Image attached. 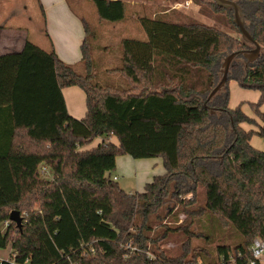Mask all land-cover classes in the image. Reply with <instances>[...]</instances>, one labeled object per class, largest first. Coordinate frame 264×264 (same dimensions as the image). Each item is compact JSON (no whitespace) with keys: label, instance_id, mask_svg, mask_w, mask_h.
Masks as SVG:
<instances>
[{"label":"trees","instance_id":"1","mask_svg":"<svg viewBox=\"0 0 264 264\" xmlns=\"http://www.w3.org/2000/svg\"><path fill=\"white\" fill-rule=\"evenodd\" d=\"M234 1L264 46V0ZM93 2L101 20H124L126 1ZM207 6L198 13L211 10L217 22L226 13L240 32L233 9L215 0ZM139 20L146 39L122 41L119 70L131 82L127 91L95 82L89 34L83 75L53 47L31 40L0 55V222L14 210L26 222L23 230L10 219L5 231L0 227V248L11 245L13 253L1 264H198L199 258L250 264L254 258L253 240L264 237V150L251 143L255 134L264 138V52L249 62L242 51L254 46L242 36L178 11ZM233 52L226 84L209 99ZM232 80L261 92L249 103L253 115L241 104L229 106ZM71 86L86 93L81 119L67 110L63 89ZM124 155L159 157L165 172L143 191H128L116 175ZM217 223L233 224L241 241L217 244L215 255L191 252L193 239L213 241ZM179 232L186 238L174 256L163 246ZM129 241L140 251L122 246Z\"/></svg>","mask_w":264,"mask_h":264},{"label":"rangeland","instance_id":"2","mask_svg":"<svg viewBox=\"0 0 264 264\" xmlns=\"http://www.w3.org/2000/svg\"><path fill=\"white\" fill-rule=\"evenodd\" d=\"M126 1L127 8L125 18L121 22L112 23L101 20L95 3L93 0H70L72 8L81 16L86 18L89 23L90 33L89 41L92 47V58L95 68V82L101 86L109 89H114L117 91H127L131 88L130 81L119 71L123 64V47L122 41L124 39H135V40H145L146 32L142 25L140 24L141 17H158L162 15V12L170 10L168 14H173V12H180L186 16L198 18L199 20L209 23L213 26L218 27L227 34L241 39V33L232 27L230 23V17L228 14L223 13L219 15L220 21L217 22L215 18L211 16V10H205L204 12L208 15H200L198 13L202 7L207 6L211 0H192L190 5H186V0H124ZM133 1V2H132ZM201 2V3H200ZM182 4L184 8H177L173 10L172 7ZM202 7L200 8V5ZM212 4V2H211ZM21 5H26L30 11L33 18L37 19L39 14V4L37 0H10L8 7L18 8ZM6 8V10L8 9ZM211 8L212 5H210ZM181 9V10H179ZM134 11H138L137 17ZM202 11V10H201ZM33 34L36 37L39 34L37 30H33ZM41 36V35H40ZM48 40H46V43ZM36 43V42H35ZM39 43V44H38ZM39 46H44V49L50 50V43L47 46L45 43L38 42ZM262 51L264 52V46L261 45ZM43 48V47H42ZM75 70L79 74H85V65L73 64ZM230 88V98L229 106L236 107L241 104L242 108L246 110L247 113L251 114L249 102H257L260 98L261 92L256 89H247L236 81L232 80L229 83ZM247 100V101H246ZM264 110V104H263ZM161 166L162 164L159 163ZM119 175V174H118ZM119 183L124 188H134L135 176H122L119 175ZM38 205V204H37ZM36 205V206H37ZM24 216H27L26 211L23 212ZM180 220L184 219V215L179 216ZM22 230L25 227L26 222L23 220ZM9 219H5L0 222V227L2 231H5L9 226ZM16 223H12L15 227ZM213 241H207L204 238L193 239L191 245V252L195 250L196 252L202 250H209L211 254H216V245L219 243L228 244L234 246L239 243L242 239L241 233L234 227L233 224L228 226H221L219 223L213 224ZM16 231H11V235H15ZM186 236L179 232L172 236L171 242L165 244L163 247L169 249L170 254L178 255L181 251V242L184 241ZM0 257L11 258L13 257L11 245L6 248H0ZM198 264H202V259H197ZM260 261L264 264V253L260 257Z\"/></svg>","mask_w":264,"mask_h":264},{"label":"crops","instance_id":"3","mask_svg":"<svg viewBox=\"0 0 264 264\" xmlns=\"http://www.w3.org/2000/svg\"><path fill=\"white\" fill-rule=\"evenodd\" d=\"M37 2L39 14L35 19L26 5L18 6V8L8 7L10 0H0V55L20 51L25 42L31 40L36 43H45L47 46L49 42L58 57L67 64L83 63L82 46L86 35L90 33L86 18L72 8L70 0H37ZM177 8H184V6L172 7V9ZM169 11L166 10L162 14ZM134 13L137 17L138 11ZM34 29L41 36L36 37L33 34ZM146 37L147 35L144 38ZM46 40H48L47 43ZM41 47L44 48V46ZM63 95L68 112L75 118H83L87 111L86 93L78 86H71L63 89ZM249 115H253L252 110ZM257 120L261 123L258 118ZM242 126L247 130H257V127L251 124L243 123ZM111 140L118 143L115 137ZM100 141L101 138H97L88 148L96 146ZM251 143L256 148L264 150V138L259 135L255 134ZM159 163L162 165L160 166ZM164 172L163 161L159 157L146 159H134L129 155L117 157L118 178L120 179L119 175L135 176L134 188H125L128 191H143L147 182L151 181L155 175ZM260 263L263 264L261 261Z\"/></svg>","mask_w":264,"mask_h":264},{"label":"water","instance_id":"4","mask_svg":"<svg viewBox=\"0 0 264 264\" xmlns=\"http://www.w3.org/2000/svg\"><path fill=\"white\" fill-rule=\"evenodd\" d=\"M217 5L221 8L225 9H233L234 13V23L239 27L242 39L253 45L254 47L251 49H246L242 51V54L247 58L249 62L255 61L260 55L262 51L261 45L254 39V37L250 34V32L247 30L245 26V17L243 10L239 6V4L234 0H215ZM237 55V52H233L229 54L223 62V70H222V77L220 81L217 83V85L212 89V91L209 94V99H211L219 90L222 89V87L226 84L228 80V74L229 69L231 66V62L234 59V57ZM211 112H214V109H210ZM9 219L16 223V226L19 229H22L23 225V216L20 214L19 211H12L10 213Z\"/></svg>","mask_w":264,"mask_h":264},{"label":"built area","instance_id":"5","mask_svg":"<svg viewBox=\"0 0 264 264\" xmlns=\"http://www.w3.org/2000/svg\"><path fill=\"white\" fill-rule=\"evenodd\" d=\"M186 5H190V1H186L185 2ZM177 5V6H181ZM43 170L46 171V169L43 167ZM115 179H117V177H114ZM122 246H126L127 248L131 249L132 251H140V249L137 246L132 245V241L127 242L126 244H123ZM250 251L253 255V259L250 261V264H255L256 260L260 261V257L261 255L264 253V237H256L253 240V243L250 247ZM148 256L153 258V255L150 252H147ZM5 258L0 257V264L2 263V261H4ZM11 264H18L15 261H12ZM76 264V263H73Z\"/></svg>","mask_w":264,"mask_h":264}]
</instances>
